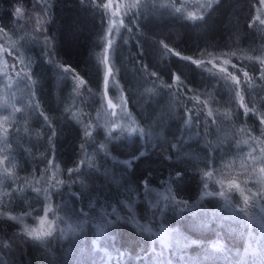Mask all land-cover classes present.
Returning a JSON list of instances; mask_svg holds the SVG:
<instances>
[{"label": "trees", "instance_id": "1", "mask_svg": "<svg viewBox=\"0 0 264 264\" xmlns=\"http://www.w3.org/2000/svg\"><path fill=\"white\" fill-rule=\"evenodd\" d=\"M160 1L125 5L112 47L107 91L119 87L139 130L96 129L95 144L75 115L92 116L101 104L107 0H0V35L29 58L35 106L29 119L17 116L7 131L15 178L24 179L22 192L10 188L12 212L30 209L22 202L42 203L30 177L38 178L52 160L66 181L52 191L51 204L71 220L85 219L88 228L103 208L112 219L111 248L123 255L113 264H159L150 261L145 187L169 195L161 225L188 242L183 264H264V246L255 248L254 238L264 202L248 201L254 191L264 195L261 0H216L192 19ZM221 59L228 61L223 71L215 65ZM88 149L96 165L84 160ZM211 171L237 181L229 208L221 197L200 194L203 173ZM112 207L127 210L115 217ZM25 228L0 217L2 264H73L64 239L54 232L33 237Z\"/></svg>", "mask_w": 264, "mask_h": 264}, {"label": "rangeland", "instance_id": "2", "mask_svg": "<svg viewBox=\"0 0 264 264\" xmlns=\"http://www.w3.org/2000/svg\"><path fill=\"white\" fill-rule=\"evenodd\" d=\"M133 1L137 0H107L106 3L109 5L107 8L108 19L104 35L102 36L103 49L99 56L102 69L104 70L101 104L92 113V116H89L87 111L85 113L78 111V116L75 115L76 119L84 127V135L88 139L87 141L91 143L98 144L95 136H93L96 129H101L105 134L112 130L126 133L139 130L138 124L128 110L124 95L119 87H114L113 94L107 91L112 73V47L122 28V10L125 5H129ZM150 1L155 4L159 3V0ZM214 1L216 0H161L160 2L172 12H180L185 17L192 19L201 17ZM256 8L257 18L264 27V3L260 1ZM227 63L226 59H221L219 62L216 61L215 65L220 70ZM29 69V58L22 55L20 50L16 48L15 41L5 35H0V217H9L21 222L22 227H26L25 232L33 237H43L50 232L56 233L57 236L66 241L68 253L70 252L69 255L74 259L73 264H113V262H117V259H121L123 255L121 252L111 248L109 237L106 233L108 221H112V219L103 208H101V211L99 210L98 217L91 220V226L88 228V224L84 221L85 219L83 222L81 220H71L69 216L62 214L60 210H56L51 204L52 191L61 189L66 181L62 177V171L58 170L52 160L46 163L41 170L42 174L38 178L35 179L36 176L34 178L30 177L32 182L36 181V190L42 196V203L36 202L35 199L32 204H30L31 201L29 203L22 202L23 206L26 208L30 207V209L26 213L12 212L10 188L16 186L22 192L24 179L19 175V178H15L16 161L9 151L7 131L10 125L16 122L17 116L20 117L19 120L29 119L31 116L30 111L35 107L31 92ZM73 78L75 77L73 76ZM98 147L105 152L103 146L100 145ZM83 158L91 165H96L97 163L96 154L90 149L87 150ZM210 173L211 175L203 173V188L200 194L203 197H221L222 206L227 208L230 201L229 192L232 189H237L233 184L236 179L233 175L219 173L218 171H211ZM145 188V199L149 204V216L151 218V233H149L150 242L152 243L149 252L151 255L150 261L159 262V264H183L181 248L188 245V242L186 243L185 239L175 228L161 225V217L166 211L169 195L157 188ZM247 192V189H244V193ZM246 195L251 194L249 192ZM250 200H256V202L262 204L264 195L260 196L258 192L254 191L253 196H249L248 201ZM244 202L245 200H243L242 205ZM124 209H120L117 212L112 207L110 212L111 214H116L115 217H122L125 212ZM263 212V208H260L259 215L256 214L258 227L260 228L254 235V238H256L255 248L264 246ZM247 214L254 217L250 212H247ZM7 247H10V245H7ZM0 248L4 251L3 244H0ZM5 252L6 255L11 253Z\"/></svg>", "mask_w": 264, "mask_h": 264}, {"label": "snow or ice", "instance_id": "3", "mask_svg": "<svg viewBox=\"0 0 264 264\" xmlns=\"http://www.w3.org/2000/svg\"><path fill=\"white\" fill-rule=\"evenodd\" d=\"M261 3H264V0H261ZM209 6H211V5H209ZM104 7L105 8H108L109 7V5L108 4H105L104 5ZM21 8L20 7H17V8H15L14 9V14L15 15H19V14H21ZM177 11H179V9H177ZM171 50V49H170ZM193 63H197V64H199V62L198 61H192ZM66 70H68V69H66ZM221 71H223V69H221ZM245 75H247V73H245ZM78 78V77H77ZM233 78V80H236V77L235 76H233L232 77ZM107 79V78H106ZM81 83H83V81H81ZM262 123H264V120H262ZM262 171H264V169H262ZM208 175H211V173H209ZM31 234V233H30ZM46 234H48V233H46ZM192 243H196V241H192ZM0 264H2V262H0Z\"/></svg>", "mask_w": 264, "mask_h": 264}]
</instances>
